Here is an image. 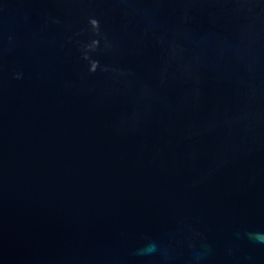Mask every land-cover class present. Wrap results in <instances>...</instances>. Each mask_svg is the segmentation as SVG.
Wrapping results in <instances>:
<instances>
[{"label":"water","instance_id":"obj_1","mask_svg":"<svg viewBox=\"0 0 264 264\" xmlns=\"http://www.w3.org/2000/svg\"><path fill=\"white\" fill-rule=\"evenodd\" d=\"M264 0H0V264H264Z\"/></svg>","mask_w":264,"mask_h":264},{"label":"clouds","instance_id":"obj_2","mask_svg":"<svg viewBox=\"0 0 264 264\" xmlns=\"http://www.w3.org/2000/svg\"><path fill=\"white\" fill-rule=\"evenodd\" d=\"M262 240H264V237H261Z\"/></svg>","mask_w":264,"mask_h":264}]
</instances>
